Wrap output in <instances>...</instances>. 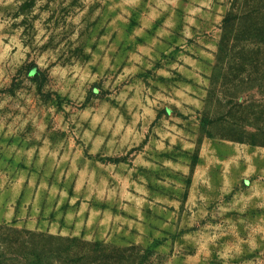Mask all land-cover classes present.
I'll return each instance as SVG.
<instances>
[{"label":"rangeland","instance_id":"rangeland-1","mask_svg":"<svg viewBox=\"0 0 264 264\" xmlns=\"http://www.w3.org/2000/svg\"><path fill=\"white\" fill-rule=\"evenodd\" d=\"M252 4L0 0V264H264Z\"/></svg>","mask_w":264,"mask_h":264},{"label":"trees","instance_id":"trees-1","mask_svg":"<svg viewBox=\"0 0 264 264\" xmlns=\"http://www.w3.org/2000/svg\"><path fill=\"white\" fill-rule=\"evenodd\" d=\"M236 19L240 25L242 24L244 27L250 28L255 36L262 37L261 42L262 45H264V0H253V4L249 9L242 12ZM260 53H262L264 57V47H262ZM262 62H264V60ZM246 131L247 132H242L243 136L236 140L264 146V126H257L255 131Z\"/></svg>","mask_w":264,"mask_h":264}]
</instances>
